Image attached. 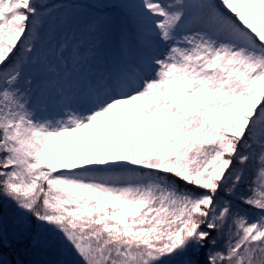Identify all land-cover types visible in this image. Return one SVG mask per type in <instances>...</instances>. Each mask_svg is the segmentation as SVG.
<instances>
[{
	"label": "snow or ice",
	"instance_id": "6c2138e0",
	"mask_svg": "<svg viewBox=\"0 0 264 264\" xmlns=\"http://www.w3.org/2000/svg\"><path fill=\"white\" fill-rule=\"evenodd\" d=\"M0 206L79 264H264V0H0Z\"/></svg>",
	"mask_w": 264,
	"mask_h": 264
},
{
	"label": "rangeland",
	"instance_id": "374dc122",
	"mask_svg": "<svg viewBox=\"0 0 264 264\" xmlns=\"http://www.w3.org/2000/svg\"><path fill=\"white\" fill-rule=\"evenodd\" d=\"M50 3H93L95 0H49ZM112 2V0H109ZM73 16H79L78 9H67ZM124 24L123 17H117L116 25L120 26ZM72 30L76 31V35L80 37L82 35V24L80 30H77V26L72 25ZM71 36V31H69ZM83 39H90L87 33L82 36ZM118 36L116 32H113L108 40L105 49V56H107V50L114 51L117 49ZM112 54V53H111ZM109 56L108 58H111ZM0 215L4 216V225L8 231L9 239L13 240V246L6 249L9 259L13 261V264H79L80 258L70 249L62 248L59 245H50L48 247L33 246V243L29 239H20L17 243L14 239L15 225L12 219L11 206H0ZM43 239H49L47 233H41Z\"/></svg>",
	"mask_w": 264,
	"mask_h": 264
},
{
	"label": "bare ground",
	"instance_id": "6f19581e",
	"mask_svg": "<svg viewBox=\"0 0 264 264\" xmlns=\"http://www.w3.org/2000/svg\"><path fill=\"white\" fill-rule=\"evenodd\" d=\"M107 53H108V54H107V57H109V56H111V55H112V57H114L115 55H117V49L114 50V51H112V52H111V50H109V51L107 50ZM111 53H112V54H111Z\"/></svg>",
	"mask_w": 264,
	"mask_h": 264
},
{
	"label": "trees",
	"instance_id": "16d2710c",
	"mask_svg": "<svg viewBox=\"0 0 264 264\" xmlns=\"http://www.w3.org/2000/svg\"><path fill=\"white\" fill-rule=\"evenodd\" d=\"M27 239V238H26Z\"/></svg>",
	"mask_w": 264,
	"mask_h": 264
}]
</instances>
